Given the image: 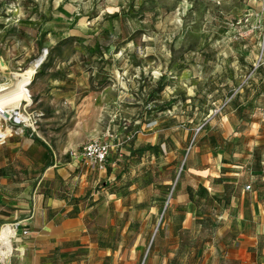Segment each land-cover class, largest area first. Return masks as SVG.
<instances>
[{
  "label": "rangeland",
  "instance_id": "rangeland-1",
  "mask_svg": "<svg viewBox=\"0 0 264 264\" xmlns=\"http://www.w3.org/2000/svg\"><path fill=\"white\" fill-rule=\"evenodd\" d=\"M38 62L31 104L19 109L33 127L0 119L11 130L0 154L25 132L69 159L109 130L121 165L144 171L158 159L128 155L127 138L151 110L183 117L171 128L194 134L190 151L196 136L231 132L237 117L254 123H240L242 133L264 140V0H0V85L14 87ZM180 155L159 180L185 169Z\"/></svg>",
  "mask_w": 264,
  "mask_h": 264
},
{
  "label": "crops",
  "instance_id": "crops-1",
  "mask_svg": "<svg viewBox=\"0 0 264 264\" xmlns=\"http://www.w3.org/2000/svg\"><path fill=\"white\" fill-rule=\"evenodd\" d=\"M170 114L145 111L127 138L128 155L164 159L144 171L122 166V149L91 171L33 133L8 140L0 226L15 231L16 254L3 264H264V140L239 129L254 123L237 117L231 132L199 134L190 151L194 134L174 133L183 117ZM180 154L185 169L159 180Z\"/></svg>",
  "mask_w": 264,
  "mask_h": 264
},
{
  "label": "bare ground",
  "instance_id": "bare-ground-1",
  "mask_svg": "<svg viewBox=\"0 0 264 264\" xmlns=\"http://www.w3.org/2000/svg\"><path fill=\"white\" fill-rule=\"evenodd\" d=\"M40 62L36 63L32 68L29 69L28 76L15 75L17 81L12 88H5L0 85V119L5 121V117L10 114L7 121L13 119L16 115L18 120L25 121L28 119V116L19 111L22 106V102L26 105L25 107L31 104V96L27 89V86L30 84V75L37 69ZM13 84V83H12ZM32 127L33 125L30 124ZM0 131L1 126H0ZM5 136L8 137V133H11L10 129L7 131H2ZM15 234V231L9 226L4 225L0 228V262H5L8 258L11 257L13 252L12 246V237Z\"/></svg>",
  "mask_w": 264,
  "mask_h": 264
},
{
  "label": "built area",
  "instance_id": "built-area-1",
  "mask_svg": "<svg viewBox=\"0 0 264 264\" xmlns=\"http://www.w3.org/2000/svg\"><path fill=\"white\" fill-rule=\"evenodd\" d=\"M262 59L263 56H261L260 61ZM12 120L15 125H24L30 128L32 127L30 125L31 124L30 117H28V119L23 121V120H18L17 116L15 115ZM6 138L7 136H5L2 131H0V144L4 143ZM111 151H112V147L107 142L101 140H93L84 144L79 154H77L76 152H69L68 156L72 159H78L82 161L85 167H87L91 171L94 170L103 171L105 169V165L109 159V155ZM246 189H249V186H247ZM24 234L26 235L28 234V232H24Z\"/></svg>",
  "mask_w": 264,
  "mask_h": 264
}]
</instances>
